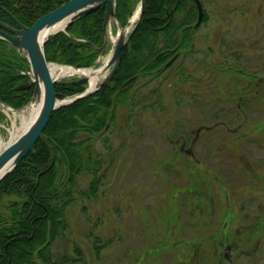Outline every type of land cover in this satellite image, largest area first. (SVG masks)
<instances>
[{
  "label": "rangeland",
  "instance_id": "374dc122",
  "mask_svg": "<svg viewBox=\"0 0 264 264\" xmlns=\"http://www.w3.org/2000/svg\"><path fill=\"white\" fill-rule=\"evenodd\" d=\"M201 2L207 19L193 51L164 80L141 84L137 106H119L105 134L115 161L97 196L69 207V229L53 247L60 257L82 250L83 259L68 264H214L226 254L225 264H264V223L256 225L264 221V0ZM230 62L252 78L221 70ZM153 88L158 93L148 98L159 97V109L143 106ZM2 116L0 135L8 139L20 113ZM200 125L213 128L194 143L200 164L192 165L189 191L181 137L190 142ZM96 147L107 154L102 140ZM204 195L216 209L203 205ZM96 236L109 241L99 255Z\"/></svg>",
  "mask_w": 264,
  "mask_h": 264
},
{
  "label": "trees",
  "instance_id": "16d2710c",
  "mask_svg": "<svg viewBox=\"0 0 264 264\" xmlns=\"http://www.w3.org/2000/svg\"><path fill=\"white\" fill-rule=\"evenodd\" d=\"M65 1L0 0V20L14 24L9 11L22 23L32 25ZM138 1L117 0V18L123 25ZM105 13L106 5H102L65 30L50 35L44 44L47 60L76 67L94 65L104 43ZM195 14L196 0H146L145 11L129 37L113 79L96 92L54 110L43 136L0 181V264H68L83 259L79 247H74L73 257L54 254L55 242L69 229V207L96 197L115 161L111 141L105 134L115 128L119 106H137L141 84L170 75L178 65L175 59L167 64L175 51L185 55L193 51L199 27ZM235 59L241 57L236 55ZM226 66L221 70L231 69ZM232 68L252 78L242 68ZM28 69L24 55L0 37V101L14 108L28 104L34 85L18 88L29 80L22 72ZM55 89L62 99L83 91L85 85L62 80ZM155 91L158 93L154 88L146 91L144 107L161 108L159 97L148 98ZM98 140H102L107 154L96 147ZM81 177H88L87 186H79ZM107 244L109 241L102 242L96 236L95 253L99 255Z\"/></svg>",
  "mask_w": 264,
  "mask_h": 264
},
{
  "label": "water",
  "instance_id": "95a60500",
  "mask_svg": "<svg viewBox=\"0 0 264 264\" xmlns=\"http://www.w3.org/2000/svg\"><path fill=\"white\" fill-rule=\"evenodd\" d=\"M197 1L199 5V18L197 23L199 24L202 20L203 9L200 0ZM116 4L117 0H67L53 10L40 16L30 26L22 23L12 13L6 10L14 20L15 25L0 20V37L5 38L16 49L23 51L26 60L30 64V71L27 74L31 77V80L27 84L19 85L18 88L29 87L34 82V91L29 103L36 102L40 98L42 90L43 100L40 112L33 122L0 150V181L29 154L35 143L43 136L54 110L97 91L101 86L107 84L117 72L123 59V51L129 35L137 26L145 11L146 0H139L138 10L136 9L137 14L135 11L124 25L117 18ZM102 5H106V13L103 24L104 43L99 50L100 55L103 56L107 48L111 46V55L100 66L93 68L90 71V75H80L77 80L73 81L79 85H86V88L82 92L60 99L57 97L55 90V84L58 79L54 78L50 71L49 63L51 62L46 58L44 44L51 34L65 30L69 24L81 19ZM64 20H67L64 28L47 33V30L51 26ZM114 24L117 26V33L115 34V40L112 41V26ZM64 66L81 69V67L71 65ZM102 72V79L92 88L90 83L91 76L97 73L101 74ZM40 84H42V90ZM0 108H5L9 111L23 109H15L1 101Z\"/></svg>",
  "mask_w": 264,
  "mask_h": 264
},
{
  "label": "bare ground",
  "instance_id": "6f19581e",
  "mask_svg": "<svg viewBox=\"0 0 264 264\" xmlns=\"http://www.w3.org/2000/svg\"><path fill=\"white\" fill-rule=\"evenodd\" d=\"M138 10V9H137ZM136 10V14H137ZM67 20L61 21L56 23L55 25L51 26L48 30L47 33L57 31L58 29L64 28L66 25ZM112 41L115 40L116 35L113 33L112 36ZM107 60V59H106ZM105 60V61H106ZM49 68L50 71L53 75L54 78L60 79L64 76H70V75H90V71L92 70L91 68H81V69H76L74 67L70 66H64V65H59L57 63H49ZM103 72L97 73L90 78V83L91 87L94 88L99 81L102 79ZM41 90H42V84H40ZM43 100V90L41 91L40 98L36 101L33 102L26 110L21 111L20 117H21V122L20 125H15V129L12 131V136L8 142H6L4 139H0V146L3 148L6 146L10 141L15 139L24 129H26L32 122L33 120L38 116L40 109H41V104ZM15 120H13L14 122Z\"/></svg>",
  "mask_w": 264,
  "mask_h": 264
},
{
  "label": "flooded vegetation",
  "instance_id": "af4514ba",
  "mask_svg": "<svg viewBox=\"0 0 264 264\" xmlns=\"http://www.w3.org/2000/svg\"><path fill=\"white\" fill-rule=\"evenodd\" d=\"M197 5V4H196ZM204 13H205V10H204V8H203V15H202V22H201V24L202 23H204L205 22V20H204ZM198 17H199V9H198V6H197V14H195V16H194V21L196 22L197 20H198ZM184 56H187V55H185V54H183V53H180V52H178V51H175L173 54H172V56H171V58H170V60L168 61V65L169 64H171L172 63V61L175 59V63L177 64V63H179L180 62V60L184 57ZM232 65H230L231 67H234L235 66V63H231ZM23 73H25V71H22ZM191 77V76H190ZM22 83H25V82H22ZM211 128H213V126H206V125H200L198 128H197V130H196V133H195V136L193 137V138H191L190 139V142H188V137L187 136H182L181 137V139H183L182 140V142H181V145H180V150L181 151H185V152H187L188 153V155L190 156V165L188 166V179H187V184L185 185V188L187 187V185L189 186V187H191V184H192V182H193V169H192V165H197V164H200V162L197 160V159H195V153H194V143H195V141L197 140V138H198V134L203 130V129H211ZM192 163H194V164H192ZM201 166V165H200ZM201 167H203V166H201ZM221 186H223L222 184H221ZM186 190H189L190 191V188H186ZM229 195V194H228ZM227 195V196H228ZM173 196H176V194H173ZM230 196V195H229ZM229 196H228V199H229ZM205 195L203 196V198H202V202H203V205L204 204H206V207H207V209H216L217 208V205L215 204V201H214V198H212V196H210V197H207V200L205 199ZM229 203H231L232 204V202L230 201V199H229ZM262 223H264V221H258L257 223H256V225L257 224H262ZM258 228V227H257ZM226 239V238H225ZM225 239H223V241H220V240H218V243L219 244H222V243H224V241H227V240H225ZM229 243V245H228V247L230 248V247H232L231 246V244H230V242H228ZM228 261L229 263H231V259H230V257L226 254L225 255V258H224V260L223 259H219V260H217L214 264H225V261Z\"/></svg>",
  "mask_w": 264,
  "mask_h": 264
}]
</instances>
